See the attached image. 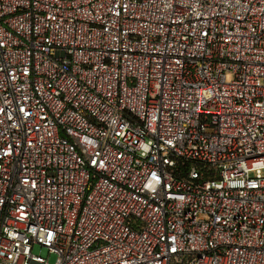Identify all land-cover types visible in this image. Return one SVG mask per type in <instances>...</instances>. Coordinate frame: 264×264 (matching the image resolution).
Instances as JSON below:
<instances>
[{
  "label": "built area",
  "instance_id": "built-area-1",
  "mask_svg": "<svg viewBox=\"0 0 264 264\" xmlns=\"http://www.w3.org/2000/svg\"><path fill=\"white\" fill-rule=\"evenodd\" d=\"M37 246L264 264V0H0V264Z\"/></svg>",
  "mask_w": 264,
  "mask_h": 264
},
{
  "label": "rangeland",
  "instance_id": "rangeland-1",
  "mask_svg": "<svg viewBox=\"0 0 264 264\" xmlns=\"http://www.w3.org/2000/svg\"><path fill=\"white\" fill-rule=\"evenodd\" d=\"M227 80L230 81L231 77L228 76ZM33 254L40 256L44 260L48 261L49 264H56L57 256L55 254L49 253V251L45 248H41V247L37 246L34 248Z\"/></svg>",
  "mask_w": 264,
  "mask_h": 264
}]
</instances>
